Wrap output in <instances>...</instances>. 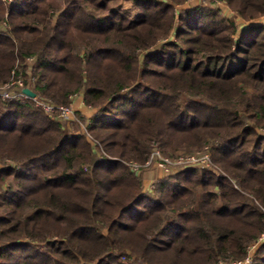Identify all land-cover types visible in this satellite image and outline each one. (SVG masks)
I'll list each match as a JSON object with an SVG mask.
<instances>
[{
	"label": "trees",
	"instance_id": "obj_1",
	"mask_svg": "<svg viewBox=\"0 0 264 264\" xmlns=\"http://www.w3.org/2000/svg\"><path fill=\"white\" fill-rule=\"evenodd\" d=\"M118 1L0 0V85L17 68L55 104L80 92L98 141L0 99V264H219L264 232V0H214L242 29L190 0H125L134 19ZM154 147L218 168L145 189L126 162Z\"/></svg>",
	"mask_w": 264,
	"mask_h": 264
},
{
	"label": "built area",
	"instance_id": "obj_2",
	"mask_svg": "<svg viewBox=\"0 0 264 264\" xmlns=\"http://www.w3.org/2000/svg\"><path fill=\"white\" fill-rule=\"evenodd\" d=\"M11 2L12 0H6ZM28 61H32L31 58ZM36 79L32 77L29 81L25 79L24 73L22 71L12 72V76L6 83L0 86V99L3 101H20L25 103L26 101H32L34 105L44 111L49 117H52L59 121H70L75 120L78 114V109L75 110L70 105H59L55 104L50 100H45L41 98L34 90ZM29 88L31 91L35 92V97H29L23 93V89ZM81 98V95L78 96ZM82 99V98H81ZM82 105H85L82 101ZM86 106V105H85ZM86 131V128L84 127ZM88 136V135H87ZM156 161L157 168L166 174H170L175 170L185 167H200L209 168L211 166L210 154L208 148H204L196 153L192 154H181L175 157H164L159 151H152L150 158L145 162L144 166L147 167L152 165L153 161ZM139 163L131 162L130 166L132 169H139L141 165ZM195 165V166H194ZM203 166V167H202ZM153 187H149L153 189ZM264 244V232L247 247V254L243 259L234 261H220L219 264H251L253 260V255L257 249Z\"/></svg>",
	"mask_w": 264,
	"mask_h": 264
},
{
	"label": "rangeland",
	"instance_id": "obj_3",
	"mask_svg": "<svg viewBox=\"0 0 264 264\" xmlns=\"http://www.w3.org/2000/svg\"><path fill=\"white\" fill-rule=\"evenodd\" d=\"M4 1V0H3ZM202 6V7H207V8H212V9H218L220 11V17L221 18H231L233 19V21L235 22V24L237 26H239V29H242L244 27V25L246 26V22L244 20H242L241 18H237L234 17V13L232 12V10H230L229 7H227L224 3L220 2V1H214V0H190L187 3H185L183 5L184 8L190 9V10H194L196 6ZM115 6L117 7V9H120V11L123 14H126L129 16L130 19H134L138 16L140 9L132 2H128L125 0H119L117 2V4H115ZM182 6H176L177 8V12L180 11L181 9H183ZM256 23H261L264 25V16L262 18H260L258 21H256ZM31 62V61H29ZM16 72L18 71H23V69H17L15 68ZM25 73V72H24ZM11 78V77H10ZM26 79V78H25ZM1 86V85H0ZM35 93V92H34ZM81 95L80 92H77L75 94H73L72 96H70V102L68 105L72 104L73 108L75 110L78 109V114L75 120H70V121H61V123L64 126V129L66 130V132H70L72 134H80V133H84L88 139H90L91 141H97L96 139L93 138V136L89 133V131H87L86 125L89 123L88 119H89V114L87 116V108L84 111V107L82 106V101L84 102V104L87 106V104L85 103L83 97L81 96V98H79L78 96ZM40 96V95H39ZM50 100V99H48ZM52 101V100H50ZM59 105H64V104H59ZM89 109L88 110H94L93 108L87 106ZM81 109V110H80ZM83 110V111H82ZM92 112V111H91ZM84 127L86 128V131L84 130ZM264 133V132H262ZM98 142V141H97ZM159 151L161 153L162 156L164 157H170L165 155L164 153L161 152V150L158 147H154V149L152 151ZM204 150V149H201ZM201 150H198L196 152H199ZM194 152V153H196ZM181 153V152H180ZM180 153H178L180 155ZM211 159V157H210ZM156 161L154 160L152 162V165H149L147 167H142L144 166L145 163L141 164L139 163L138 165H141L139 169H132L130 164L131 162L128 161L126 162L127 165L129 166V168L133 171H135L137 174H139L140 178L142 179V183H143V187L145 189H148L150 186H156V184L158 183V180L163 177L164 175H168L166 174V172H162L160 169L157 168V165L155 163ZM195 166V165H194ZM197 167V166H195ZM203 167V166H202ZM197 168H201L197 167ZM217 169L218 167L216 165L213 164L212 160H211V166H209V169ZM203 169V168H201ZM207 169V168H204ZM52 240H55L56 238H51ZM256 253V252H255ZM255 253L253 255V257L255 256Z\"/></svg>",
	"mask_w": 264,
	"mask_h": 264
},
{
	"label": "water",
	"instance_id": "obj_4",
	"mask_svg": "<svg viewBox=\"0 0 264 264\" xmlns=\"http://www.w3.org/2000/svg\"><path fill=\"white\" fill-rule=\"evenodd\" d=\"M23 93L28 95L29 97H35V93L31 91L29 88L23 89Z\"/></svg>",
	"mask_w": 264,
	"mask_h": 264
},
{
	"label": "crops",
	"instance_id": "obj_5",
	"mask_svg": "<svg viewBox=\"0 0 264 264\" xmlns=\"http://www.w3.org/2000/svg\"><path fill=\"white\" fill-rule=\"evenodd\" d=\"M85 109H84V111L86 110V108H87V116H88V114L90 115L89 117H91L92 116V114L94 113V110H88L89 108L87 107V106H85V105H82ZM81 110V109H80ZM83 111V110H82ZM92 111V112H91Z\"/></svg>",
	"mask_w": 264,
	"mask_h": 264
}]
</instances>
